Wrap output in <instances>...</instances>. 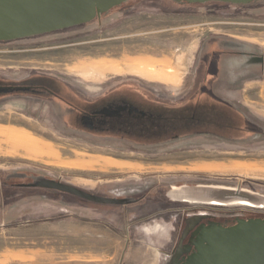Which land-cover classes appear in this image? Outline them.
<instances>
[{
	"label": "rangeland",
	"instance_id": "rangeland-1",
	"mask_svg": "<svg viewBox=\"0 0 264 264\" xmlns=\"http://www.w3.org/2000/svg\"><path fill=\"white\" fill-rule=\"evenodd\" d=\"M258 53L264 57V0H130L81 26L0 41L6 88H26L36 77L47 89L43 78L62 84L49 89L60 98L30 90L0 94V179L28 173L97 196L141 198L110 206L4 186L0 264H169L181 217L207 210L208 217L264 218V62ZM207 73L215 97L244 113L243 138L136 139L106 124L123 112L100 113L136 108L113 105L124 99L117 95L169 107L208 99L195 95ZM71 103L90 106L91 115L105 121L77 115ZM211 188L225 195L219 205L208 203Z\"/></svg>",
	"mask_w": 264,
	"mask_h": 264
},
{
	"label": "water",
	"instance_id": "water-1",
	"mask_svg": "<svg viewBox=\"0 0 264 264\" xmlns=\"http://www.w3.org/2000/svg\"><path fill=\"white\" fill-rule=\"evenodd\" d=\"M130 0H0V41H15L29 37L67 30L92 22ZM177 3L206 4L230 2L247 5L260 0H173ZM29 91L30 88H0L1 93ZM101 111L113 116L121 112L146 113L124 106L114 111ZM17 176V174H14ZM21 176V175H19ZM70 194L101 205L125 206L135 198H109L88 193L77 187L45 177L33 179L26 185ZM204 243L198 256L189 258L187 264H264V218L241 219L230 227L210 222L200 234Z\"/></svg>",
	"mask_w": 264,
	"mask_h": 264
},
{
	"label": "trees",
	"instance_id": "trees-1",
	"mask_svg": "<svg viewBox=\"0 0 264 264\" xmlns=\"http://www.w3.org/2000/svg\"><path fill=\"white\" fill-rule=\"evenodd\" d=\"M43 79L41 81H46L48 84L46 87L49 89H52L57 84L62 86L61 83L52 78ZM36 80L37 77L31 83L29 82L30 85L42 86L36 83ZM0 85L10 84L0 83ZM11 85L17 86L18 84ZM117 96L125 100L118 99V101H114L113 105H134L136 108L138 107V110L145 112L146 115L142 116L140 113L135 112L130 114L129 111H126L120 116L106 118L105 120L109 119L106 124H110L115 127V130L126 133L136 139L139 137L141 139L155 138L157 140H166L181 136H191L198 133L200 129H204V126H208L210 130L228 134L233 139L243 138L245 128H243V125L241 126V121H244V113L241 111L239 113L229 103L217 99L210 91H208V99H194L175 107L150 104L136 98L132 94ZM132 99L133 102H130ZM77 106L71 103L69 104V110L77 115L93 114L92 110L90 111L89 109L91 108L90 106L86 108Z\"/></svg>",
	"mask_w": 264,
	"mask_h": 264
},
{
	"label": "flooded vegetation",
	"instance_id": "flooded-vegetation-1",
	"mask_svg": "<svg viewBox=\"0 0 264 264\" xmlns=\"http://www.w3.org/2000/svg\"><path fill=\"white\" fill-rule=\"evenodd\" d=\"M39 87H42V86H32V85L28 86L27 85L26 88H30L29 92L33 93V91H36L41 96L52 95V97H56V98L61 97V95H58L57 93H54L47 88L42 87L43 89H38ZM0 88H6V86L0 85ZM92 112H95V111H92ZM85 116L90 117L92 120L96 122L101 121V123H103V121H105L104 118H100V116L93 117L92 115H87V114H85ZM32 182L33 180H32L31 174L17 173V176L9 175L7 176L6 179H2V180L0 179V189L3 188L4 186H8L12 188L15 187L16 189H22V190H28V189L37 190L38 189V191H46L44 193L45 196H51L53 192L51 190L40 189V188H30L26 186V185L31 184ZM38 191H35V192H38ZM35 192L32 195L35 196L36 195ZM135 200L136 201L132 204L137 203L138 201L141 200V198H136ZM206 212L207 213H204L198 216L195 215L193 217H181L180 218V220L176 224L178 237L175 239V242L172 244V250H171V256H170L171 259L169 261L170 262L169 264H187L189 258L198 256L201 250L198 248H202V245L207 246L206 243H204V240L202 239L200 234L205 228H208V223L214 222V223L221 224L225 227H230V226L235 225L238 220L253 219V218H245L242 215L234 216L233 214H229V213H225V214L224 213H214V215H209L208 217V211L206 210ZM181 220H183L181 224L183 225L185 224L183 228H182V225L180 224ZM195 263H196V260L194 261V264Z\"/></svg>",
	"mask_w": 264,
	"mask_h": 264
},
{
	"label": "crops",
	"instance_id": "crops-1",
	"mask_svg": "<svg viewBox=\"0 0 264 264\" xmlns=\"http://www.w3.org/2000/svg\"><path fill=\"white\" fill-rule=\"evenodd\" d=\"M258 55H259V57L257 58L258 60H260L261 62H264V57H262L261 55H260V53H258ZM243 56H245V54L243 55ZM249 59L246 61V62H250L251 60H252V58L251 57H248ZM245 59H247V58H245ZM205 70H207L208 71V54H207V59L205 60ZM231 64V63H230ZM236 64V63H235ZM235 64H231L230 65V68L231 69H233V68H235L236 67V65ZM218 68V67H217ZM213 70H214V72H219V70L218 69H216L215 70V68H213ZM211 71H212V67H211ZM200 80L201 79H199V82H200ZM205 80V84H204V87L203 88H200L199 90H200V92H195V95H197V97H198V95H199V97H201V96H208V91H210L214 96H215V94H216V96H218L217 95V93H214V92H216V90L213 88V87H211V85H209V87H208V73H207V75H206V78L204 79ZM214 83V82H216L215 80H213V81H211V83ZM213 88V89H212ZM198 91V90H197ZM203 91V92H202ZM199 93V94H198ZM204 129H200L199 130V132L198 133H196L197 135H202V134H204L205 136H208V137H214V138H217V139H221V140H228V139H233V138H230V136H228V134H225V133H223V132H221V131H213V130H210V129H208L209 127L208 126H204L203 127ZM195 135V134H194ZM209 165V164H208ZM211 165V164H210ZM209 165V166H210ZM212 166V165H211ZM210 166V167H211ZM225 166V165H224ZM241 166H243L240 162H238V168H240ZM216 168H218V167H216ZM223 196H224V198H225V195H224V193H220V192H216L215 194H214V192H213V190H212V188H211V190H208V194H207V198H209V201H208V203H213V202H215V201H217V202H220V200H222V198H223ZM213 200V201H212Z\"/></svg>",
	"mask_w": 264,
	"mask_h": 264
},
{
	"label": "bare ground",
	"instance_id": "bare-ground-1",
	"mask_svg": "<svg viewBox=\"0 0 264 264\" xmlns=\"http://www.w3.org/2000/svg\"><path fill=\"white\" fill-rule=\"evenodd\" d=\"M211 205H219L220 204V202H217V201H215V202H213V203H210ZM239 204H241V205H244V206H248V207H252L253 205H251L249 202H241V203H239Z\"/></svg>",
	"mask_w": 264,
	"mask_h": 264
},
{
	"label": "clouds",
	"instance_id": "clouds-1",
	"mask_svg": "<svg viewBox=\"0 0 264 264\" xmlns=\"http://www.w3.org/2000/svg\"><path fill=\"white\" fill-rule=\"evenodd\" d=\"M161 232H162L163 238L164 239H167L168 238V231H167V229H163V230H161ZM165 259H167V257H165Z\"/></svg>",
	"mask_w": 264,
	"mask_h": 264
}]
</instances>
